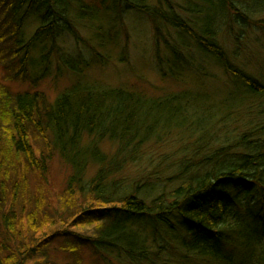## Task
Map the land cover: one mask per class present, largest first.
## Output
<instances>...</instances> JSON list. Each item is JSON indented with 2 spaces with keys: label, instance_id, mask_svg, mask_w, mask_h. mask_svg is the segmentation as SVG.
<instances>
[{
  "label": "trees",
  "instance_id": "16d2710c",
  "mask_svg": "<svg viewBox=\"0 0 264 264\" xmlns=\"http://www.w3.org/2000/svg\"><path fill=\"white\" fill-rule=\"evenodd\" d=\"M106 1L0 0V62L8 65L24 53L11 67L25 78L32 46L44 33L50 35L57 18L78 38L72 22L98 19ZM157 2L113 0V5L147 14L157 43L164 27L190 36L201 53L224 68L229 81L215 90L207 86L162 96L135 88L75 86L51 100L38 89V79L31 80L34 90L20 93L0 80V264H30L53 239L70 236L74 240L64 249L78 256L75 264L86 250L103 258L120 250L143 260L172 247L163 233L215 264H239L233 259L240 248L232 254L225 250L242 242L246 257L264 264V82L231 63L217 40L219 16L236 8L232 0H192L195 5L185 10L203 16L195 22L197 32L171 0ZM52 15L56 18L49 21ZM28 18H38L41 25L25 42L21 33ZM257 25L264 26V20ZM101 58L98 52L94 61ZM171 77L178 79L174 72ZM245 114L256 122L238 130L236 140L211 141L218 138L211 131L226 129L230 119L239 122ZM177 138L197 143L176 172L125 184L129 163L143 159L152 143ZM56 160L70 169L61 184L55 183ZM241 195L257 199L238 218L234 210ZM208 242L214 243L209 251ZM216 249L221 258L213 255Z\"/></svg>",
  "mask_w": 264,
  "mask_h": 264
},
{
  "label": "rangeland",
  "instance_id": "374dc122",
  "mask_svg": "<svg viewBox=\"0 0 264 264\" xmlns=\"http://www.w3.org/2000/svg\"><path fill=\"white\" fill-rule=\"evenodd\" d=\"M77 1L88 4L89 0H73L75 4ZM148 1L151 4L158 3L157 0ZM191 1L171 0L180 14L192 21L195 30L200 32L199 25L197 28L195 24H199L203 16H197L185 10L195 5L190 3ZM232 2L236 9H228L226 13H221L219 16L218 43L228 53L231 63L256 75L264 82V26L257 25V20H264V0H232ZM105 6V11L98 19L71 21L79 39L62 28L61 25H65V22L57 18V24L49 32L50 35L44 33L41 40L32 46L25 66V78L17 75L14 71L16 67L12 69L23 59L24 53H21L17 60L8 65L5 61L0 62V80L12 93H20L34 90L31 80L38 79V89L44 91L51 100L75 86L135 88L152 95L162 96L184 89H202V87L207 89V86L215 90L217 85L221 86L229 81V74L224 68L219 67L212 57L201 53L190 36L163 26L164 37L160 43H157L154 25L147 14L126 4L120 11L118 6L113 5V0H107ZM200 6L204 8L202 3ZM249 8H256V11L252 14L247 13L248 17L240 14L241 11H247ZM55 18L56 16L52 15L48 20L53 21ZM40 25L38 18H28L21 33V39L25 42L30 40ZM98 52L102 58L94 61L95 54ZM172 72L177 74L178 79L171 77ZM205 74H212L216 78L208 80ZM237 119H230L229 127L226 129L220 126L217 130L211 131L218 135V138L213 137L211 141L216 144L222 140L225 142L236 140L241 136L238 135V130L243 132L251 123L256 122L249 114H245L239 122ZM187 141L182 142L180 138H177L161 144L152 143L146 149L147 153L143 159L127 165L122 180L125 184H130L144 178L153 180L158 176H171L178 170L185 155H191L195 149L197 142H192L193 140L190 139ZM53 171L58 175H56L55 183L61 184L70 169L56 160ZM251 198L245 195L239 197L240 206L234 210L235 214L239 213L238 218H242L243 210L257 199V197ZM141 223L146 226V219H142ZM77 230L84 231L81 228ZM175 234L178 235L180 232L177 231ZM163 235L171 240L172 247L163 249L157 254L148 255L146 259L140 260V256L130 257L120 250L109 251L103 258L86 250L81 254L83 260L80 264L217 263L210 260L207 254L201 255L191 247L184 246L173 235L167 233ZM163 235L156 234V237L161 241ZM73 240V236L53 239L50 246L36 255L30 264L45 261L75 264L78 256L64 249L67 241ZM208 243L211 246L206 243L207 251L214 245L213 242ZM241 244L237 243L236 247L226 246L225 252L228 251V254H232L235 248H240L234 251L233 263L260 264L256 257H252L253 260L246 257L247 245H243L242 242ZM214 250L215 248L212 251ZM259 252L257 247L252 255L258 256ZM213 255L221 258V251L217 250Z\"/></svg>",
  "mask_w": 264,
  "mask_h": 264
}]
</instances>
